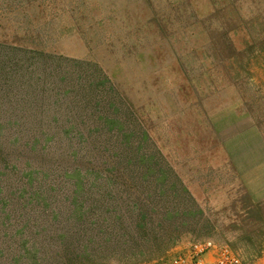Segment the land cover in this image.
<instances>
[{
  "label": "rangeland",
  "instance_id": "374dc122",
  "mask_svg": "<svg viewBox=\"0 0 264 264\" xmlns=\"http://www.w3.org/2000/svg\"><path fill=\"white\" fill-rule=\"evenodd\" d=\"M15 39L98 63L173 169L165 208L192 215L140 264L202 240L264 261V0H0Z\"/></svg>",
  "mask_w": 264,
  "mask_h": 264
},
{
  "label": "trees",
  "instance_id": "16d2710c",
  "mask_svg": "<svg viewBox=\"0 0 264 264\" xmlns=\"http://www.w3.org/2000/svg\"><path fill=\"white\" fill-rule=\"evenodd\" d=\"M125 100L94 61L0 41V264H140L177 243L192 214L165 208L177 177Z\"/></svg>",
  "mask_w": 264,
  "mask_h": 264
},
{
  "label": "built area",
  "instance_id": "2783aa9c",
  "mask_svg": "<svg viewBox=\"0 0 264 264\" xmlns=\"http://www.w3.org/2000/svg\"><path fill=\"white\" fill-rule=\"evenodd\" d=\"M158 264H255L249 263L228 245H218L211 240L194 242L185 253ZM258 264H264L260 261Z\"/></svg>",
  "mask_w": 264,
  "mask_h": 264
}]
</instances>
